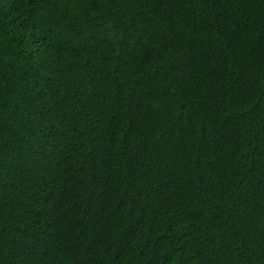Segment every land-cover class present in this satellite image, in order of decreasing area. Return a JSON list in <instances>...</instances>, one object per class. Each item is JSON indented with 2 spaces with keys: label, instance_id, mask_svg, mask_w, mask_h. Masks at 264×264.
Masks as SVG:
<instances>
[{
  "label": "trees",
  "instance_id": "1",
  "mask_svg": "<svg viewBox=\"0 0 264 264\" xmlns=\"http://www.w3.org/2000/svg\"><path fill=\"white\" fill-rule=\"evenodd\" d=\"M0 264H264V0H0Z\"/></svg>",
  "mask_w": 264,
  "mask_h": 264
}]
</instances>
